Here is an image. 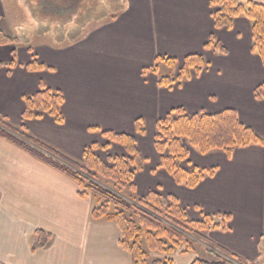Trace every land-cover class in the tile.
Segmentation results:
<instances>
[{
	"label": "crops",
	"instance_id": "crops-1",
	"mask_svg": "<svg viewBox=\"0 0 264 264\" xmlns=\"http://www.w3.org/2000/svg\"><path fill=\"white\" fill-rule=\"evenodd\" d=\"M8 1L0 0L1 24L8 20ZM213 12L210 0H127L109 19L65 41L51 34L45 41L2 45L0 116L74 161L94 144L104 160L126 156L124 146L104 132L134 135L145 162L134 175L131 195L157 191L175 196L190 219L214 216L224 226L208 231L216 246L255 259L264 235V145L229 154L191 149L183 166L215 168L191 188L161 166L154 142L157 121L177 108L192 115L234 110L264 137V98L255 93L264 85V61L253 50L252 21L241 15L229 28H216ZM212 36L215 43L206 46ZM192 54L203 55L207 66L160 85L162 77H176ZM167 59L179 63L177 71ZM34 61L45 68L31 70ZM43 86L63 93V123L47 114L23 120L24 97ZM138 120L144 133L137 131ZM79 192L72 178L0 136V259L6 260L1 263L31 264L39 255L43 264H132L118 225L93 218L96 200ZM38 231L49 238L33 249ZM187 254L171 255L174 264H191Z\"/></svg>",
	"mask_w": 264,
	"mask_h": 264
},
{
	"label": "trees",
	"instance_id": "trees-1",
	"mask_svg": "<svg viewBox=\"0 0 264 264\" xmlns=\"http://www.w3.org/2000/svg\"><path fill=\"white\" fill-rule=\"evenodd\" d=\"M80 1L62 0V5L75 9ZM42 3L50 5V8L57 2L42 0ZM210 5L214 10L216 28H229L234 19L241 15L252 21L253 50L264 61V4L251 0H210ZM19 41L18 37L8 35L0 29V46ZM214 43L212 36L206 46ZM215 47L225 52L222 46L216 44ZM167 62L175 64L174 59H167ZM207 64L203 55H189L184 59L178 75L162 77L160 85L170 86L188 78L192 71L199 72ZM3 65L0 62V67ZM29 68L35 71L42 70L45 66L34 61ZM255 93L258 98H264V85H260ZM24 100L26 106L22 114L23 120L47 114L58 123L64 122V95L61 91L43 86L38 92L25 96ZM137 131L145 132L142 120L137 122ZM104 134L110 141L124 146L127 155L108 156L104 160L95 153L98 146L94 144L84 150L80 161H74L30 135L24 125L14 126L0 116L1 137L72 178L80 187V196L91 195L96 200L97 206L92 211V217L104 218L118 225L122 233L120 245L130 254L132 264H174L171 255L178 249H182V253L194 252L198 240L206 238L209 230L222 227L215 223L212 215H205L202 220L190 219L175 196L164 197L157 191H150L146 196H132L135 190L134 175L142 169L145 162L137 139L134 135L115 131H106ZM154 142L162 156L161 166L177 183L193 188L207 174L213 175L215 168L183 166L191 149H197L202 154L212 151L229 154L236 148L264 145V137L244 125L234 110L192 115L177 108L157 121ZM221 217L230 219L228 214ZM48 238L47 233L38 231L32 241V248L45 246ZM263 243L264 235L260 238V247ZM208 251L211 258H197L191 264H247L236 254L215 248ZM232 259L236 261H231Z\"/></svg>",
	"mask_w": 264,
	"mask_h": 264
},
{
	"label": "rangeland",
	"instance_id": "rangeland-1",
	"mask_svg": "<svg viewBox=\"0 0 264 264\" xmlns=\"http://www.w3.org/2000/svg\"><path fill=\"white\" fill-rule=\"evenodd\" d=\"M8 1V0H7ZM56 1L54 7L42 3V0H11L8 1V20L2 25L6 34L18 37L20 41L32 42L45 41L51 34L54 39L62 42L69 37H75L74 32L78 30L79 35L84 31L97 26L103 21L109 19L118 11L125 7L127 0H81L75 9L65 8L62 0ZM45 4V5H44ZM48 6V8H46ZM53 8V9H52ZM54 12V13H53ZM10 18V19H9ZM2 29V28H0ZM55 35V36H54ZM50 40V39H49ZM53 41V40H52ZM176 71L179 63L176 62ZM97 206L94 205L95 208ZM113 209V208H112ZM206 238L198 240L196 250L185 255L186 260L194 261L197 258H211L208 250L214 247L227 252L223 247L216 246L213 238L207 233ZM175 253H182V249H178ZM176 256V255H175ZM37 255L31 264H43L42 258ZM242 261L247 264H261L264 261V243L260 247L259 257L250 259L247 256L241 257ZM4 259H0V264ZM231 261H236L232 259ZM59 262V260H57ZM253 262V263H251Z\"/></svg>",
	"mask_w": 264,
	"mask_h": 264
}]
</instances>
